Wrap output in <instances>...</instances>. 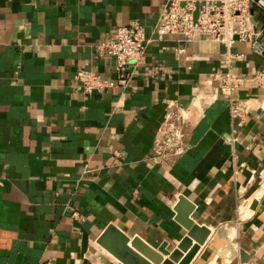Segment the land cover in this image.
<instances>
[{"label":"crops","instance_id":"crops-1","mask_svg":"<svg viewBox=\"0 0 264 264\" xmlns=\"http://www.w3.org/2000/svg\"><path fill=\"white\" fill-rule=\"evenodd\" d=\"M165 1L0 0V264H126L98 242L109 225L176 249L188 232L176 219L180 195L210 229L189 264H264V89L235 85L234 98L253 107L232 119L212 95V74L227 69L223 45L157 40ZM133 21L153 41L129 63L127 85L83 92L79 68L117 80L98 46ZM233 51L244 54L234 73L264 67L248 43ZM169 103L187 120L188 148L156 163ZM159 264L179 263L162 255Z\"/></svg>","mask_w":264,"mask_h":264},{"label":"built area","instance_id":"built-area-1","mask_svg":"<svg viewBox=\"0 0 264 264\" xmlns=\"http://www.w3.org/2000/svg\"><path fill=\"white\" fill-rule=\"evenodd\" d=\"M152 33L157 40L179 34L190 39L205 37L223 45L227 69L212 74V78L218 81L212 95L227 100L232 119H243L251 111L253 103L234 98L235 85L256 79L264 89V67L251 77L234 73L231 70L233 60L242 59L244 54L234 52L233 47L237 43H248L253 54L264 57V0H185L184 3L166 0ZM152 41L153 37L137 21L117 27L114 36L98 46L101 55L113 57L117 80L105 79L92 70L79 68L75 79L82 91L91 94L116 84L127 85L129 63L141 60ZM186 126L185 116L169 103L152 147L151 158L156 163H172L186 152Z\"/></svg>","mask_w":264,"mask_h":264},{"label":"water","instance_id":"water-1","mask_svg":"<svg viewBox=\"0 0 264 264\" xmlns=\"http://www.w3.org/2000/svg\"><path fill=\"white\" fill-rule=\"evenodd\" d=\"M187 203H190V206L183 210L182 207H186ZM192 208H194V204L189 202L184 195H180L175 209L177 211L176 219L185 226L188 232L176 246V249H169L166 241L162 242L157 250L153 249L138 236L130 239L114 225H109L103 231L98 242L126 264H159L162 260V255H167L171 260L179 264H189L199 249V245L205 242L210 233V229L206 225L198 224L190 216ZM192 239L196 240V244L193 246ZM191 247L192 249H190ZM182 252H187L184 258L181 257Z\"/></svg>","mask_w":264,"mask_h":264},{"label":"bare ground","instance_id":"bare-ground-1","mask_svg":"<svg viewBox=\"0 0 264 264\" xmlns=\"http://www.w3.org/2000/svg\"><path fill=\"white\" fill-rule=\"evenodd\" d=\"M262 189H263V191H262V193L264 192V187L262 186Z\"/></svg>","mask_w":264,"mask_h":264}]
</instances>
